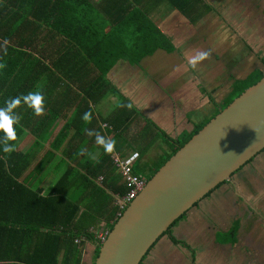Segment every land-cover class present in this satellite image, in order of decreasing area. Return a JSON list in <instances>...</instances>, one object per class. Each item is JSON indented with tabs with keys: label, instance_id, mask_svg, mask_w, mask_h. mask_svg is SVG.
Masks as SVG:
<instances>
[{
	"label": "crops",
	"instance_id": "crops-1",
	"mask_svg": "<svg viewBox=\"0 0 264 264\" xmlns=\"http://www.w3.org/2000/svg\"><path fill=\"white\" fill-rule=\"evenodd\" d=\"M39 1L43 3L46 0ZM121 1L123 0H116V3ZM227 1L201 0V3H196L198 16L192 12V4L188 17L171 6L168 0H141L142 6H150V19L173 46L170 51L156 48L150 54H144V48H130L128 26H125V30L121 27V31L114 28L111 20L114 0H88L83 4L82 0H73V11L47 13L42 18L32 15L33 7L37 6L35 0H23L20 3L19 21L39 23L49 20L50 23L54 19L59 23H66L67 20L77 19L88 24L90 32V29L94 31L92 39L100 41L89 47L91 58L85 54V61L82 56L77 55L75 48L65 47L68 35L64 33L63 24L58 26V31L44 23L40 28L31 25L22 34L27 45L20 48L25 55L20 54V59H17L16 72H12L7 78L0 68V124L8 117L18 123L21 118L30 119L22 126L20 136L13 140L15 150L35 152V157L18 180L46 192L51 186L49 180H53L52 174L66 165V149L81 150L80 157L87 154L85 158L95 159L100 153V136L104 134L115 151L114 155L120 156L124 151L128 153L131 150H161L166 145L156 136L158 128L171 137H176L182 132H190L196 124L209 117L214 109L209 97L212 96L219 102L227 93L226 88L231 84L235 73H229L231 80L228 84H225V80L219 82L218 79L213 83L207 75L212 73L215 65L221 69L228 67L230 71L240 68L239 55L245 51L240 49L239 42L233 49L225 48L227 45L222 39L219 42L213 41V44L217 42L215 52L211 49V41L205 37L206 29L201 30L203 36L200 37H191L190 33L195 27L204 28L202 24L206 25L208 19L214 17V12L226 15L221 7ZM246 3L250 9L256 7V1L255 5L250 0ZM238 6L234 21L241 16ZM235 26L234 24V33H240L239 36L245 33L241 26V31L236 32ZM72 34L74 32L69 36ZM110 36L114 41L116 37L121 38L116 41L120 46L109 42L107 38ZM113 40L110 41L114 42ZM6 45L5 40H0V57L6 52ZM65 50H72L73 53L65 58ZM118 54L110 68L101 76L98 63L104 65ZM247 62L248 58L243 65ZM54 63L57 69L54 68ZM255 67L263 68L258 65L253 66ZM34 70L42 71V79L33 83L31 76ZM159 70L164 72L158 73ZM50 73L56 75L57 80L46 81ZM23 74L26 76L24 83L21 77ZM147 74L153 78L157 74L156 80L159 82L161 77H167L162 84L169 91L166 90L167 95L160 89L143 83ZM211 83L215 85L211 87ZM24 86L26 93L22 99L20 93ZM156 90L162 95L161 98L155 97ZM122 98L136 112L131 116L129 114L125 125L117 123L118 129L108 134L107 129L111 126L104 119L119 107ZM61 131L66 136L57 147L53 139ZM41 133L44 135L35 146ZM258 155L259 153L251 161H255ZM148 156L146 152L138 162L145 163ZM251 161L234 173L229 181L213 189L192 206L170 228L169 234L177 239L176 243L171 241L169 234H164L140 264H208L210 261L220 264L230 259V263L235 264L238 260L241 261L243 246L239 245L240 241H245V238L248 241L263 238L257 237L264 228V215L256 207L259 199L251 190L246 194L243 190L244 174L249 172ZM247 179H251L255 186L254 176ZM247 197L250 202H247ZM244 208L248 210L245 215L249 218L248 221L242 220ZM231 228L235 229L236 242H219ZM92 230L94 236L106 231L105 222L100 220ZM93 247L92 243L84 242L81 264H90ZM236 248L238 255L233 254Z\"/></svg>",
	"mask_w": 264,
	"mask_h": 264
},
{
	"label": "trees",
	"instance_id": "trees-1",
	"mask_svg": "<svg viewBox=\"0 0 264 264\" xmlns=\"http://www.w3.org/2000/svg\"><path fill=\"white\" fill-rule=\"evenodd\" d=\"M22 1L0 0V40H5L8 44L5 55L2 54L0 57V68L7 78L15 71V65L17 59H20V54L25 55V52L20 49L27 45V40L22 34L31 25L40 28L41 24L44 23L58 31V26L63 24L64 33L68 35L65 47L75 48L77 55L82 56L85 61L86 56L91 58L88 49L100 40L92 39L95 33L92 29L90 30L93 34L89 31L88 24L77 19L67 20L66 23H59L54 19L50 23L49 20H39L41 21H38L39 23L19 21L20 3ZM38 1L35 0L37 6L32 9V15L38 18L44 17L47 13L73 11L74 7L73 0H46L43 3ZM114 1L115 3L111 8L112 12L109 11L112 15L113 26L120 31L121 27L125 30V26H128L131 49L144 48V54H150L156 48L165 51L173 50L169 38L150 19L149 5H144V8L141 0H123L119 3ZM87 2L88 0H82V4ZM198 2L201 3V0H168V3L184 16L189 15L192 4L194 5L192 12L198 16L196 13V3ZM73 32L74 34L69 36ZM79 32H81L80 35H77ZM107 40L115 43V46H120L116 43L117 40H121L119 37H116L114 41L113 37L110 36ZM64 53L65 58H67L73 52L72 50L69 52L65 50ZM118 56L119 54L114 55V58L111 61L108 60L104 65L98 63L101 76L110 68L113 60ZM259 60L263 64V68L252 67L244 76L233 77L231 84L226 88L227 93L219 102H216L212 96L209 97L214 109L209 117L196 124L190 132H182L176 137H171L158 128L156 136L162 137L166 148H161L157 156L148 157L145 163H139V158L146 154V149H143L131 150L128 153L124 151L118 157H124L133 151H137L138 158L133 163L131 172L145 180L149 179L211 117L245 88L263 76L264 57ZM54 68L57 69L56 63H54ZM41 72V70L33 71L31 76V79L34 80L33 83L42 79ZM21 77L24 83L26 76L23 74ZM52 80H57V77L50 73L46 81ZM31 82L30 80L29 83ZM25 93L24 86L20 98L23 99ZM122 99L123 101L119 103V107L112 112L111 116L104 119L108 122V126H111L109 130L107 129L108 134L118 129L117 123L125 125L129 114L131 116L136 112L126 99ZM36 114L40 116V113L37 112ZM29 120L21 118L18 123L8 117L0 124V264H81L82 245L85 241L94 246L90 262L93 264L98 253L100 239L96 235L94 236L92 228L100 220L105 222L106 230L112 227L120 214L117 198L127 193L130 188L121 176L119 167L114 163L115 151L111 148L110 142L104 134L101 135L102 137L100 136V139L102 138L99 142L100 153L95 159L85 158L87 154H82L80 157L81 150L66 149L64 151L67 160L66 165L61 168L59 173L57 172L58 177L53 184L46 192H43L41 188L26 185L18 180L29 162L35 157V152L33 153L32 150H15L13 146L14 138L20 136L22 126H25ZM43 133L37 137L35 146L40 143ZM65 136L62 131L57 133L53 143L58 147ZM185 213L177 218L170 228L182 219ZM170 228L163 235L169 234ZM169 237L172 242H177L174 236L169 234ZM236 240L235 229L231 228L228 233L221 237L219 242L233 244Z\"/></svg>",
	"mask_w": 264,
	"mask_h": 264
},
{
	"label": "water",
	"instance_id": "water-1",
	"mask_svg": "<svg viewBox=\"0 0 264 264\" xmlns=\"http://www.w3.org/2000/svg\"><path fill=\"white\" fill-rule=\"evenodd\" d=\"M264 149V74L181 145L121 210L93 264H140L171 224Z\"/></svg>",
	"mask_w": 264,
	"mask_h": 264
},
{
	"label": "rangeland",
	"instance_id": "rangeland-1",
	"mask_svg": "<svg viewBox=\"0 0 264 264\" xmlns=\"http://www.w3.org/2000/svg\"><path fill=\"white\" fill-rule=\"evenodd\" d=\"M246 1L247 0H228L226 5H223L221 7V9H223L226 15L223 16V15L215 14L214 12V17L211 16L208 19L209 21L206 23V25L202 24L204 28L198 29V27H195L194 29H192L190 33L191 37L194 36L200 37L203 36L201 30L206 29L207 34L205 35V37L206 39L209 38V41H211V45H210L211 49H213L215 52H216L215 47L217 45V42H219L220 40L222 41V39L225 40L223 42L225 43V45H227L225 46V48L228 47L230 49H233L234 45H236L239 42L241 46L240 49L245 51L244 54L239 55L241 61L238 67L240 68H237L236 70L230 71L228 67L226 69H221L217 65L213 66L215 69L212 71V73L210 72V75H207L210 76L211 78L210 81H213V83L215 82V80L218 79L219 82L225 80V84H228L231 80L230 77L231 75L229 74L231 72L235 73V77L236 76L242 77L253 66L258 65L260 67H263V64L259 59L261 57H264V10H263L264 0H250L251 3L254 5L256 1V7L255 8L253 7L252 9H250V6L246 3ZM237 5H239L238 8L241 11V16H239V19H236V21H234V13H236L237 11ZM234 24L236 25L235 26L236 32L241 31L240 28L241 26L242 29L245 30V33H243L241 36H239L240 33L238 34L234 33L235 32ZM224 33L225 36L223 37ZM213 41H217V42L213 44ZM246 47L248 48L247 50ZM220 48L222 49V47ZM250 50L252 52H250ZM217 55L218 54H216L215 57H217ZM210 56L212 57L213 55L211 54ZM246 58L249 59V62L243 65L244 64L243 62L244 60H246ZM161 72L164 71L159 70L158 73ZM157 74L154 75V78L150 74H147L143 78V83L149 85L150 87H156V89H160V91L163 94L167 95L166 94L167 89L162 85L167 77L164 78L161 77V81L159 82L158 80H156ZM213 83H211L210 85L211 87L215 85ZM156 92L157 93L154 94L155 97L161 98L162 95L160 94V92L158 90H156ZM158 138H162V137L159 136ZM159 145H161V143ZM159 151H160L159 149H151L149 151L147 150L146 152L149 154L148 156L149 158H153L155 157V155L157 156L159 154L158 153ZM250 163L251 166L249 172H247L246 175L244 174L245 177L243 178V182H242L243 190L245 191V194L249 190H251V192H254V195L257 197V199H259V202L256 203V207L259 209V211L262 212V215H264V150H262L259 153V155L255 158V161L253 160ZM58 173L55 172L54 174H52L51 177H53V180H49L50 185L53 184V182L56 180V178L58 177ZM247 175L254 176L255 186L252 184L253 181L251 179H247V177H249ZM247 202H250L248 197H247ZM244 210H243L242 220L248 221L249 218L245 217L248 210L245 211ZM259 236H263V238L259 240L251 239V241H248L249 239L245 238V241H240L239 245L243 246L242 247L243 254L241 255L242 256L241 261L238 260L235 264H264V228L259 231L257 237ZM233 254L234 255L239 254L238 248H236V251ZM231 261L232 259L227 260L225 263H220V264H233L230 263ZM207 263L213 264V262L211 261Z\"/></svg>",
	"mask_w": 264,
	"mask_h": 264
},
{
	"label": "built area",
	"instance_id": "built-area-1",
	"mask_svg": "<svg viewBox=\"0 0 264 264\" xmlns=\"http://www.w3.org/2000/svg\"><path fill=\"white\" fill-rule=\"evenodd\" d=\"M137 158H138L137 151H133L124 157H118V155H114L113 157L114 163L119 167V172L121 173V176L124 178L127 185L130 186L127 193L117 198V203H118L120 212L125 207V205H127V203H129V201L133 197H135V195L143 187L146 181L145 179L131 172V167ZM106 233H107V230L96 234V236L100 239V243L103 241Z\"/></svg>",
	"mask_w": 264,
	"mask_h": 264
},
{
	"label": "flooded vegetation",
	"instance_id": "flooded-vegetation-1",
	"mask_svg": "<svg viewBox=\"0 0 264 264\" xmlns=\"http://www.w3.org/2000/svg\"><path fill=\"white\" fill-rule=\"evenodd\" d=\"M263 150H264V149H263ZM261 151H262V150H261ZM261 151H260V152H261ZM260 152H259V153H260Z\"/></svg>",
	"mask_w": 264,
	"mask_h": 264
}]
</instances>
